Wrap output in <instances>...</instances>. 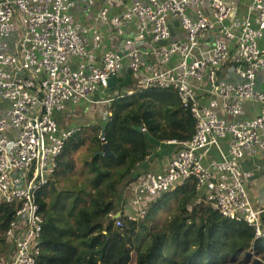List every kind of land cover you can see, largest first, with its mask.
<instances>
[{
	"label": "built area",
	"instance_id": "1",
	"mask_svg": "<svg viewBox=\"0 0 264 264\" xmlns=\"http://www.w3.org/2000/svg\"><path fill=\"white\" fill-rule=\"evenodd\" d=\"M207 4L206 12V0H0V203L17 204L0 264H35L43 225L36 198L75 131L65 113L83 103L106 120L114 99L138 88L173 89L195 132L167 142L175 151L160 173L129 185L127 219L193 180L221 217L262 235L264 201L250 202L242 161L264 159V0L252 1L251 19L221 0ZM78 6L97 9L91 25L75 19ZM174 24L184 40L172 39ZM101 26L121 52L100 51ZM124 69L129 84L110 91ZM246 105H255L251 118ZM213 150L220 160L209 158Z\"/></svg>",
	"mask_w": 264,
	"mask_h": 264
},
{
	"label": "trees",
	"instance_id": "2",
	"mask_svg": "<svg viewBox=\"0 0 264 264\" xmlns=\"http://www.w3.org/2000/svg\"><path fill=\"white\" fill-rule=\"evenodd\" d=\"M130 75L124 69L110 91H121ZM110 111L111 117L92 127L93 132L91 127L75 129L48 184L37 195L43 225L35 264H128L132 254L134 264H264V213L262 235L256 237L246 223L221 217L199 198L193 180H184L153 200L143 217L127 219L122 209L129 185L139 176L138 165L155 147L189 140L195 121L173 89L158 87L122 95L114 99ZM87 141L86 185L59 190L57 180L71 175L72 156ZM104 144L112 157L98 154L104 153ZM169 201L174 206L161 222L159 213ZM16 207L0 203V259L8 251L6 232ZM117 220L120 226L115 225Z\"/></svg>",
	"mask_w": 264,
	"mask_h": 264
},
{
	"label": "crops",
	"instance_id": "3",
	"mask_svg": "<svg viewBox=\"0 0 264 264\" xmlns=\"http://www.w3.org/2000/svg\"><path fill=\"white\" fill-rule=\"evenodd\" d=\"M77 5H81V0H75ZM127 5H131L135 1L144 2L145 0H123ZM225 5L230 6L233 8L232 15L239 18H249L251 17L248 15V7L251 5L253 0H221ZM208 0H206L205 10H208ZM97 9L95 7L81 8L78 6L75 10L74 17L78 20L81 24L89 26L92 24L93 17L96 13ZM232 16V17H233ZM231 17V18H232ZM102 31V45L100 51H119L121 52L122 48L119 47L118 41H116V37H114L106 26H101ZM172 39L174 41H182L185 39L184 33L181 29L174 24V29L172 30ZM203 49H206L204 47ZM97 57H99V53L97 51H93ZM77 110L70 109L67 113H65V118H69V123H67V127L77 129L79 126L84 125H91V126H100L96 121L104 122L105 119L102 114L97 113V110L94 107L88 106L86 104H79ZM254 108L255 105H246V117L251 118L254 116ZM84 111V113L79 114L77 116V112ZM87 112V113H86ZM83 114V115H82ZM85 114V117H84ZM98 116V117H97ZM102 116L103 120H100ZM167 144V142H166ZM222 148L224 152L227 151V142L222 141ZM175 151V147L171 144H167L165 146H158L155 147L152 151V154L149 158H146L137 168V175H141L146 172L151 173H160L168 164L169 160L171 159L173 153ZM212 152V151H211ZM210 158V156H209ZM213 160H220L217 153L214 152L212 158ZM242 170L244 173V178L246 181V190L250 198V202L255 206L258 201H264V159L259 157H251L246 156L242 161ZM129 195V194H128ZM125 210L129 211L125 207ZM126 212V211H124Z\"/></svg>",
	"mask_w": 264,
	"mask_h": 264
},
{
	"label": "rangeland",
	"instance_id": "4",
	"mask_svg": "<svg viewBox=\"0 0 264 264\" xmlns=\"http://www.w3.org/2000/svg\"><path fill=\"white\" fill-rule=\"evenodd\" d=\"M78 107H75V110H77ZM81 113H84V111H80L77 112V116H79V114ZM87 113V112H86ZM83 115V114H82ZM84 117H85V114H84ZM98 117V116H97ZM101 119L100 120H103L102 119V116L100 117ZM98 124H103V122L101 121H96ZM67 123H69V118L66 119L65 121V124L67 125ZM87 127H91L89 128V130H91L93 132V128H96L95 126H91V125H84V126H79L78 128H87ZM91 131H86V134L87 135H92L91 134ZM89 146L88 144V141L86 143V146L81 149L80 151H78L77 153H75L72 158H73V161L75 163V169L74 171L71 173V175L69 176H65V177H62L60 179L57 180V186H58V189L61 190V191H64V190H67V189H76V188H83L86 183H87V174H86V166H85V161L90 158V154H89V150L87 149ZM214 150L212 152L209 153V156L210 158L213 157L214 155ZM128 198V194H127V197H126V200ZM125 200V202H126ZM169 205H168V208L165 210H163L162 212L159 213V221H163L164 218L167 217V215L169 214L170 212V209L174 206V203L173 201H169L168 202ZM169 209V210H168ZM149 227H151V223L149 225ZM8 245L9 243L6 242ZM8 252V251H7ZM135 262V254H132L131 256V261L128 263V264H134Z\"/></svg>",
	"mask_w": 264,
	"mask_h": 264
},
{
	"label": "water",
	"instance_id": "5",
	"mask_svg": "<svg viewBox=\"0 0 264 264\" xmlns=\"http://www.w3.org/2000/svg\"><path fill=\"white\" fill-rule=\"evenodd\" d=\"M114 84H115V79L114 78H111L109 80V85L114 86ZM102 135H103V133H102ZM103 149H104V153L103 152H100L98 154H101L104 157H112L113 156L112 152L110 151V149H109V147L107 145L104 144L103 145ZM119 216H120V213H117L116 214V217H119Z\"/></svg>",
	"mask_w": 264,
	"mask_h": 264
},
{
	"label": "clouds",
	"instance_id": "6",
	"mask_svg": "<svg viewBox=\"0 0 264 264\" xmlns=\"http://www.w3.org/2000/svg\"><path fill=\"white\" fill-rule=\"evenodd\" d=\"M119 213H120V212H119ZM123 215H124V214H123ZM120 216H121V213H120ZM120 216H119V217H120ZM115 217H116V215H115ZM119 217H116V218H119Z\"/></svg>",
	"mask_w": 264,
	"mask_h": 264
}]
</instances>
